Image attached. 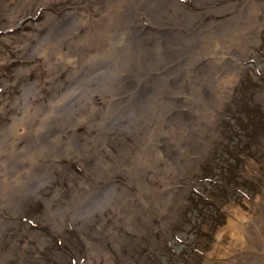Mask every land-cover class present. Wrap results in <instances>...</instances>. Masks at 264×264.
I'll return each mask as SVG.
<instances>
[{"label": "rangeland", "instance_id": "rangeland-1", "mask_svg": "<svg viewBox=\"0 0 264 264\" xmlns=\"http://www.w3.org/2000/svg\"><path fill=\"white\" fill-rule=\"evenodd\" d=\"M176 1L198 11L193 25L206 22L202 36L188 40L183 61L202 53L213 54L214 61L197 73L171 76L172 89L163 81L152 84L154 107L129 110L127 118L121 112L109 131L88 127L113 111L96 84L91 100L72 107L57 101L71 76L58 61L68 43L58 51L62 33H51L67 12L94 15L91 6L100 1L0 0V146L5 150L0 204L15 205L13 212L0 210V264H241L240 247L223 229L228 220L245 227L252 219L253 231L264 235V0H254L262 22L256 41L226 42L223 54L206 48H220L239 26L227 23L212 31L208 22H224L228 4L241 0ZM151 33L143 40L154 39ZM166 90L177 100L165 99ZM169 102L166 109L158 106ZM120 110H126L124 103ZM59 124L75 126V132L67 130L70 140L63 134L55 150L42 153L43 161L54 156L58 166L51 173L45 169L41 180L28 160L39 141L61 138L58 130L44 128ZM20 127L26 128L24 135L18 134ZM95 136L99 140L91 141ZM85 142H91L90 152L79 156ZM135 156L146 162L126 176L123 166L140 163ZM97 162L110 171L105 178L112 192L93 187ZM22 178L36 186L25 191ZM138 181L143 189L136 187ZM121 193L123 202L109 195Z\"/></svg>", "mask_w": 264, "mask_h": 264}, {"label": "bare ground", "instance_id": "bare-ground-1", "mask_svg": "<svg viewBox=\"0 0 264 264\" xmlns=\"http://www.w3.org/2000/svg\"><path fill=\"white\" fill-rule=\"evenodd\" d=\"M99 1L100 2H94L91 6L95 13L94 15L92 13H87V15H85L86 13H84L83 9H81L78 14L75 12H67L65 18L60 20L61 22L54 29V32L51 31L52 34H54L55 31L62 33L58 39L60 44H56L58 47L61 45L60 47L62 48L63 42L68 43L66 44V50H61L62 57L61 59L59 58L58 61L63 63L64 67L69 68L66 72L71 76L69 87L67 86L64 88L62 95L57 101L60 102L62 106L68 104L70 105L69 107H72L73 103L80 102L82 99L91 100V94L95 91H91V86L96 84V89H101L100 92L102 97H106L104 98L106 105L110 108L112 107L113 111L111 109L106 114H100L99 121L95 124L90 121L91 124H89L88 127H95L98 130H102L101 127H108L110 129L109 131H112L115 129V121L113 120H118V117L122 116L120 114L121 112H125L126 117L124 118H127L129 110H135L137 107H140V109H144L148 106L154 107L152 105L151 95H153L152 92L155 93V90L150 89L152 84L156 82L161 83L163 81V85L168 87L167 89H172L174 88L173 81L175 79L171 76L176 77L178 75H183L185 74L183 71L186 70L193 74L197 73L202 70V68L208 67L209 63L214 61L216 56L213 54L203 55L206 53H202V55L197 58L190 60L189 63L188 60L183 61L189 56V50L191 48V44H188V40H195L194 38L198 39L202 36L201 26L206 25V22L199 21L197 25H193L198 11L191 12L190 9H185L184 6L179 4L176 0ZM254 7V0H241L240 3H229V15L225 18V23L223 21L209 20L210 22L208 23L213 27L212 31L221 29L220 25L222 24L232 23L233 25L239 26L235 30V33L238 32L239 35L235 36V33L233 34L230 32L229 36H225V38L229 40L223 41L220 48L212 46L206 49L216 54H223L229 47L225 44L226 42L244 45L245 42L252 43L256 41L258 25L262 22L258 19ZM82 27L85 29L83 31L84 33L81 32ZM146 29L152 32L151 34L154 35V39L148 37V40H143L145 36H147L146 34L150 36V32ZM193 30L196 31L190 34ZM181 32L186 33L183 34ZM118 35H122L120 42L116 41ZM54 49V46L50 44L46 50L47 54L51 55ZM72 56H75V58L72 59L73 63L67 62L66 59ZM55 65L57 66V63H55ZM166 91L168 95L165 99H174L176 97L173 91ZM122 103L126 105V110L119 111ZM169 104L170 102L167 103L165 107L159 104L158 106L166 109ZM73 111H76V109L72 110V112ZM81 116L82 115H78L77 118ZM75 122H77V120L73 121V124L76 126ZM75 126L73 128L71 125L59 124V127L56 125H47L44 127L46 131L58 130L57 132L61 134V138L49 137L48 139L39 141L33 151L35 154L28 160V166H33V170L39 172L38 177H40L41 180L46 177L45 169H50L49 172L51 173L52 169L58 166V164L55 163L54 156L49 157L50 154L48 153L46 154L49 160L47 162H45L46 160L43 161L44 157L42 153H44L43 155L45 156V151L55 150L57 146L61 144L63 134L65 139L70 140V135L66 137L67 130L74 129L75 132ZM34 129L36 130V128ZM26 132L27 130L25 127H20L18 134L24 135ZM29 139L32 141L33 137L30 136ZM88 139L90 140V138ZM98 140L99 138L95 136L91 141ZM68 144L69 142H65L66 146ZM90 146L91 142H85L84 146L81 148L82 151L79 153L80 155H78L83 156L86 155V153L88 154L90 152ZM4 152L5 150L0 146V157L5 154ZM14 153L15 151L13 152V156L16 155V157H18V154L16 153L14 155ZM10 157L4 156L3 158L6 162L15 161V157ZM135 158L140 163L136 162L135 165L123 166L122 171L124 173L126 172V176L130 175L131 172L137 171L138 165L144 166L143 163L146 162L145 160L141 163L139 158L136 156ZM3 162L4 161H2V165ZM99 162L96 163L97 165L94 169L93 187L95 189H102V191H104V189L111 190L112 192L114 189L108 188L109 181H106L105 178V173L110 171H106V169L102 168V163ZM4 169L3 167V170ZM132 175H136V178H139L138 174L132 173L131 176ZM149 178L151 179V176ZM152 178L156 177L152 176ZM23 180L24 178L21 179V183L19 182L22 184L19 186L25 189V191H29L36 186L34 180L30 182ZM101 181L104 182L103 186L99 185ZM136 183L135 185H137V188L143 189L144 184L141 181ZM81 189L82 186L79 190ZM125 191H128V189ZM109 195L117 199V197L120 198L123 196V193L114 196L113 194ZM10 197L14 199L16 197V192H12ZM121 198H123V202L125 197ZM154 203L153 206L156 210L157 206ZM1 209L13 212L15 210V205L7 206L6 204H0V210ZM234 212L239 214L241 211L235 209ZM1 223L0 221V224ZM244 224L245 227L237 226L233 225L231 220H228V224L223 229H228L230 231L231 239H234L236 246L240 247V250L237 251L239 254H242L239 258V260L242 259L241 264H264V235L258 230L253 231L256 225L252 219L250 221L248 220V222L246 221ZM259 226L261 228V223H259ZM256 232L257 236H254L253 234ZM214 247L218 249V251L222 248L219 244H215Z\"/></svg>", "mask_w": 264, "mask_h": 264}]
</instances>
